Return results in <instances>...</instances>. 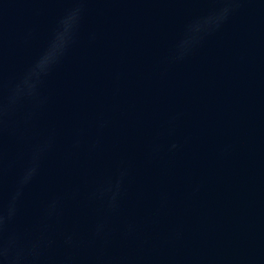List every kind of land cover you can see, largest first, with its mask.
<instances>
[{
  "label": "water",
  "instance_id": "obj_1",
  "mask_svg": "<svg viewBox=\"0 0 264 264\" xmlns=\"http://www.w3.org/2000/svg\"><path fill=\"white\" fill-rule=\"evenodd\" d=\"M0 264H264V0H0Z\"/></svg>",
  "mask_w": 264,
  "mask_h": 264
}]
</instances>
